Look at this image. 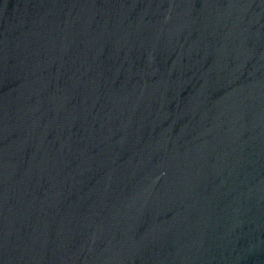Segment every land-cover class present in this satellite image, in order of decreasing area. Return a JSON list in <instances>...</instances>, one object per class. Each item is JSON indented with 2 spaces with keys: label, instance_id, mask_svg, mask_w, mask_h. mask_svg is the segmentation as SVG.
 <instances>
[{
  "label": "water",
  "instance_id": "obj_1",
  "mask_svg": "<svg viewBox=\"0 0 264 264\" xmlns=\"http://www.w3.org/2000/svg\"><path fill=\"white\" fill-rule=\"evenodd\" d=\"M0 264H264V0H0Z\"/></svg>",
  "mask_w": 264,
  "mask_h": 264
}]
</instances>
